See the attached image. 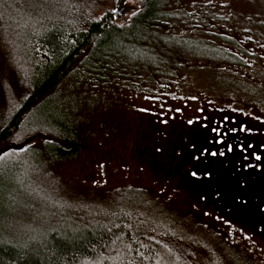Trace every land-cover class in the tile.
<instances>
[{
    "label": "rangeland",
    "instance_id": "rangeland-1",
    "mask_svg": "<svg viewBox=\"0 0 264 264\" xmlns=\"http://www.w3.org/2000/svg\"><path fill=\"white\" fill-rule=\"evenodd\" d=\"M169 5V9L189 13L198 21L163 31L216 44L212 35L231 38L248 51L245 66L182 60L174 80L152 81L141 73L130 81L132 85L124 83L126 78L95 84L85 80L89 62L83 66L80 58L73 72L7 143L12 148H29L24 155L10 152L4 157L6 193L17 201L8 220L35 221L43 212L47 220L54 213L66 214L69 198L84 199L92 206L113 194L119 202L129 198L135 208L161 216L169 206L242 245L240 251L253 264H264V217L259 210L237 203L263 201L258 187L262 182L232 190L229 176H217L205 167L230 136L250 137L252 150L260 156L264 105L260 107L253 97L239 92L228 95L222 87L226 82L215 79L264 86V27L260 25L264 15L250 0H172ZM140 8L138 0H126L121 8L115 0H106L95 16L110 12L114 22L124 26ZM78 126L79 155L52 164L47 159L54 144L52 127ZM151 197L162 202L155 203ZM234 217L244 227L236 220L238 228L228 227V220Z\"/></svg>",
    "mask_w": 264,
    "mask_h": 264
},
{
    "label": "trees",
    "instance_id": "trees-1",
    "mask_svg": "<svg viewBox=\"0 0 264 264\" xmlns=\"http://www.w3.org/2000/svg\"><path fill=\"white\" fill-rule=\"evenodd\" d=\"M105 1L0 0V264H253L240 251L242 245L181 212L168 206L163 216L148 213L146 208H135L131 199L119 202L113 194L92 206L84 199L69 198L68 212L54 213L47 220L46 212L35 221L8 220L17 201L6 193L4 157L12 152L24 155L29 148H12L7 143L73 72L80 58L83 66L89 62L85 80L108 84L110 78L119 82L126 78L124 83L132 85L130 81L141 73L152 81L174 80L182 60L243 67L244 59L250 57L226 36L212 35L216 44L163 31L198 21L189 13L169 9L172 0H138L140 10L124 26L117 25L110 12L95 16ZM250 1L264 15V0ZM125 2L115 0L119 8ZM260 25L264 27V22ZM215 81L226 82L221 86L228 95L251 96L263 107V85L219 77ZM51 131L54 144L47 159L52 164L75 159L81 151L80 126L52 127ZM249 138L230 136L205 167L217 176H229L232 190L262 182L257 186L264 195V145L258 156ZM237 203L259 210L264 217V200ZM231 219L228 227L238 221Z\"/></svg>",
    "mask_w": 264,
    "mask_h": 264
},
{
    "label": "snow or ice",
    "instance_id": "snow-or-ice-1",
    "mask_svg": "<svg viewBox=\"0 0 264 264\" xmlns=\"http://www.w3.org/2000/svg\"><path fill=\"white\" fill-rule=\"evenodd\" d=\"M133 14H135V13H133ZM215 154V153H214ZM193 175H195V173H193Z\"/></svg>",
    "mask_w": 264,
    "mask_h": 264
}]
</instances>
